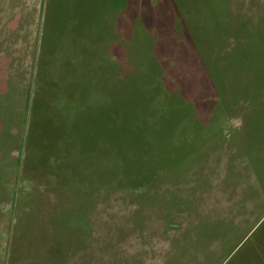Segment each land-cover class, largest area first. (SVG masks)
Returning a JSON list of instances; mask_svg holds the SVG:
<instances>
[{
    "label": "rangeland",
    "instance_id": "obj_1",
    "mask_svg": "<svg viewBox=\"0 0 264 264\" xmlns=\"http://www.w3.org/2000/svg\"><path fill=\"white\" fill-rule=\"evenodd\" d=\"M0 264H264V0H0Z\"/></svg>",
    "mask_w": 264,
    "mask_h": 264
},
{
    "label": "trees",
    "instance_id": "obj_2",
    "mask_svg": "<svg viewBox=\"0 0 264 264\" xmlns=\"http://www.w3.org/2000/svg\"><path fill=\"white\" fill-rule=\"evenodd\" d=\"M150 180V179H149ZM144 185V183L142 184V186Z\"/></svg>",
    "mask_w": 264,
    "mask_h": 264
}]
</instances>
